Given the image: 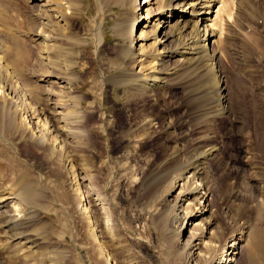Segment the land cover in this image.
I'll return each mask as SVG.
<instances>
[{"label":"rangeland","instance_id":"obj_1","mask_svg":"<svg viewBox=\"0 0 264 264\" xmlns=\"http://www.w3.org/2000/svg\"><path fill=\"white\" fill-rule=\"evenodd\" d=\"M82 1L79 15L68 21L66 35L54 33L52 39L64 52L59 59L79 96L78 106H70L78 112L74 116L78 131L75 144L64 151L67 157L57 160L50 150L32 147L24 136H0V194H20L19 207L23 216L29 215L25 226L33 243L31 249L20 248L22 243L12 241L11 233L0 226V264H105V255L89 239L90 225L96 226L112 264H194L186 262V254L181 253L189 229L176 236L165 217L180 186L168 196L163 183L179 160H187L206 143L219 144L220 154L208 165L216 200H221V207L231 204L240 209L250 221L263 209L264 0H231L230 12L222 4L212 7L208 23H214L219 13L223 15L216 20L219 25H214L218 30L222 25V29L206 41L220 52L213 60L218 66L216 76L183 75L150 90L129 86V73L140 66L125 58L133 36L129 40L122 31L132 20H138L139 12L145 16L148 5L137 0L143 7L137 10L130 0ZM150 1L152 8L161 2ZM44 5V0H0L3 34L23 54L16 64L17 75L24 78L22 83L32 84L37 79L25 70L36 68L40 59L43 39L34 42L33 32L44 21ZM163 16L170 25L181 13L173 16L166 11ZM154 19L145 17L136 24L134 36L141 27L150 29ZM144 41L150 49L155 38ZM43 78L45 85L54 80L53 76L46 82ZM215 79L226 83L223 93L228 94L229 115L209 120L189 114L200 104L219 109L217 92L206 100L195 96V89L203 93ZM72 170L79 173L77 181ZM212 207L217 225L224 228L229 219L224 207ZM81 208L87 209L88 218ZM5 218L0 210V223ZM200 221L201 217L195 223ZM238 227L234 233L240 238L235 263L264 264L251 250L250 231L254 227L250 224L243 233Z\"/></svg>","mask_w":264,"mask_h":264},{"label":"bare ground","instance_id":"obj_2","mask_svg":"<svg viewBox=\"0 0 264 264\" xmlns=\"http://www.w3.org/2000/svg\"><path fill=\"white\" fill-rule=\"evenodd\" d=\"M230 1L161 0L160 5L152 8L148 4L151 1L144 0L143 3L148 5L145 10L146 15L143 16L139 12L137 21L132 20L130 24L122 28L127 39L130 40V36H133V40L131 39L128 44V49L124 52L125 58L131 59L136 67L140 66L139 70L129 73V86L137 89L138 86H141L145 90H150L166 85L170 80L176 77L180 78L183 75L187 78L197 73L205 74L208 77L216 76L215 71H218V66L213 60L220 52L211 48L210 42L206 41L211 35H217L222 29V25H220L219 30L215 29L214 25H219L216 20L220 21L223 15L219 16L220 13H217L218 19L214 18V23H208V21L211 20L209 16L212 14L213 6L222 4V7L225 6L223 9L228 11V7H231ZM44 2L45 5L43 9L41 8L44 13L41 17L44 21L33 32L34 42L36 39H43V46L38 56L40 59L36 68L34 65L33 69L26 68L27 70H25L29 77L37 78L32 84L22 83L24 78L19 73V76L17 75L16 64L21 49L6 39L0 26V127L4 129L0 130V136L2 137L7 133L24 136L32 147L42 151L46 148L51 151L52 157L60 160V156L67 157L64 151L67 150V147L75 144L74 140L78 135L75 128L77 117H74L78 112L70 109V106L72 103L78 106L79 96L74 93L73 81L67 78L64 66L59 59L64 52L61 48H56L53 45L52 39L55 37L54 33L62 34L61 32H63V36L66 35L68 21L79 15L83 1L44 0ZM130 2L131 4L136 3L137 10L143 8L140 7L141 3H138L137 0H130ZM204 8L209 9L204 10ZM219 9L221 10V7ZM166 11H169L170 15L173 16L181 13V17L169 25L167 23L168 18L163 16ZM152 13L155 14L152 15ZM231 15L233 14L229 16ZM145 17L147 20L150 17H155L154 24L149 26L150 29L148 30L141 27L139 35L134 36L136 24ZM203 21L205 22L202 28L201 22ZM186 32L189 33L188 37L185 36ZM150 36L154 37L155 41L149 45L150 49H147L148 46H145L144 40ZM136 44L138 46L135 47ZM21 55L23 58V54ZM25 73L23 72V74ZM52 76L54 78L52 82H49L48 85L42 84V77L46 82L49 80L47 77ZM180 80L184 87H188L183 79ZM36 81H40V83L37 84ZM210 83L207 84L203 93L195 89V96L206 100L211 93L217 92L219 98L216 101L219 109L210 110L205 107L206 104H200L190 109L189 114L207 116L206 119L209 120H215L219 116H224L225 113L229 115L231 110L226 104L229 101L228 94L223 93L227 88V86H223L224 80L215 79L214 83ZM50 108L52 110L49 112ZM148 121L145 123L148 124ZM221 150L222 146L217 143H206L203 147L196 149L187 160H179L167 173L163 183L165 194L172 196L171 191L180 186L179 192L172 197L171 204L165 213V217L169 219V228L174 235L179 237L189 229V238L185 240L181 250L182 254H186L184 256L186 262L194 264H236L237 258L234 255L238 253L236 250L240 244V238H236L234 234L237 225L239 224L238 228L242 231L240 233H243V230L245 231L243 228L251 224V227H254V229L252 228L253 231H250L252 232L250 235L251 250L257 252L264 263L263 203L260 205L263 209H259L252 221L242 216L240 209L233 208L234 206L231 204L223 206L226 216L229 218L226 220L225 227L218 226L215 220V209L212 206L222 209L223 207L220 205L221 200H216L215 192L210 187L208 165L217 159L216 155L220 154ZM77 175L79 176V173L74 171L73 176L76 181ZM78 188L77 184L76 189L78 190ZM259 188L262 189L261 186ZM19 196L20 194L14 192L0 194V210L6 214V218L1 221L0 226L7 228V231L11 233L12 241L22 243L20 248L31 249L33 247L32 238L25 226L28 224L26 217L28 219L29 215H22L18 202ZM82 199L83 197L79 201L81 202ZM254 199L255 202L259 201ZM81 209L84 210V214L88 218L87 209ZM206 213H208L207 216L202 217ZM200 217L202 221L195 223ZM240 218L245 219L239 222ZM243 224L244 226H241ZM6 232L4 233L6 234ZM89 233V239L96 244L100 254L105 255V264H112L109 262L111 257L107 247L104 245L95 225H90ZM207 236L208 241H206ZM203 242L207 243L203 244ZM225 252L226 254H224Z\"/></svg>","mask_w":264,"mask_h":264}]
</instances>
